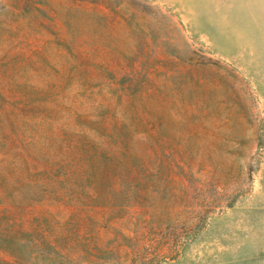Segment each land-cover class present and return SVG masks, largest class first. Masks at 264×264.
I'll use <instances>...</instances> for the list:
<instances>
[{
  "label": "rangeland",
  "instance_id": "374dc122",
  "mask_svg": "<svg viewBox=\"0 0 264 264\" xmlns=\"http://www.w3.org/2000/svg\"><path fill=\"white\" fill-rule=\"evenodd\" d=\"M0 264H264V0H0Z\"/></svg>",
  "mask_w": 264,
  "mask_h": 264
}]
</instances>
